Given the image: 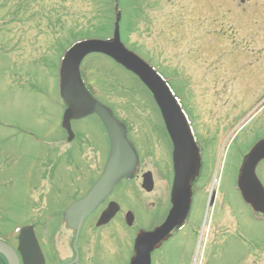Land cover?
Masks as SVG:
<instances>
[{
  "label": "rangeland",
  "instance_id": "rangeland-1",
  "mask_svg": "<svg viewBox=\"0 0 264 264\" xmlns=\"http://www.w3.org/2000/svg\"><path fill=\"white\" fill-rule=\"evenodd\" d=\"M241 6L234 8L233 0H0V236L32 225L43 246L70 259L74 233L65 211L92 189L109 153L97 115L71 112L72 141L63 127L71 110L60 84L61 60L78 42L118 39L158 74L186 123L206 120L218 128L246 117V127L252 121L262 126L264 102L256 115H246L264 95V0ZM81 72L107 109L138 127L136 146L166 151L158 160L165 167L172 146L148 122L164 132L149 89L104 55L87 56ZM245 128L211 154L218 201L211 207L202 197L188 225L152 252L151 264H264V222L236 190L242 162L236 150ZM138 190L125 181L113 193L122 210L135 215V228L121 216L102 234L85 224L86 263L94 247L99 264H132L135 232L156 227L158 214L145 215Z\"/></svg>",
  "mask_w": 264,
  "mask_h": 264
},
{
  "label": "flooded vegetation",
  "instance_id": "flooded-vegetation-1",
  "mask_svg": "<svg viewBox=\"0 0 264 264\" xmlns=\"http://www.w3.org/2000/svg\"><path fill=\"white\" fill-rule=\"evenodd\" d=\"M244 3H245V0H233L234 8H238L241 10L245 8V7L242 8L241 6V5H244ZM90 92L95 97L94 92H92V90H90ZM263 102H264V95L254 107L248 110V112L250 113L246 116H249L251 113H255L254 115H256V113H258L256 112V110H258L259 106ZM110 109L112 110L113 108L111 107ZM113 110H112L113 116L116 119H118L119 122L125 123L127 119L120 117L118 113L115 110L114 112ZM258 111H260V109ZM160 114L162 117L161 111H160ZM245 120H246V117L236 122H232L226 126L221 125L218 128L215 124H209L206 120L197 121V122L187 121L188 123L185 125H186L187 137L190 140L188 143V147H187L189 156L183 163H181V178L177 181L178 179L176 177L177 168L175 165V154H174L175 147H174V143L171 140V137L169 135V132L167 130L163 117H162V121H163L162 127H163L164 132H161L159 130L155 121L149 120L148 122H151V125L155 127V132L157 133V135L162 136L163 144H166L164 135L167 137V139L171 143L172 148H170L169 150H171L172 154L168 156L169 158L165 156L167 158V163H168L166 164L165 167L161 166L158 160L162 159L161 155L163 154V151L164 153H166V151L165 150L162 151L160 147L154 148V150L151 151V150L146 149L147 145L136 146L135 142L132 140V132H135L138 129V127L135 126L134 128L133 125L129 123L130 119H128V123H125V126H124L125 130L124 128L123 130L124 132H126V136H127V139L130 145L135 150L136 154L139 156V166L135 171L137 172L138 170V175H136L129 181L133 182L134 184L138 185V187L141 188L143 176L147 173H150L151 178H152V184H153L152 192L145 193L144 195L140 194V204L142 205L144 209L145 208L151 209V210H155L158 212V214L154 215L155 218L153 217L152 219L154 224L158 222L160 223L161 221L165 222L166 219L169 217L170 213L177 206V203L175 204L172 201L173 193L175 194V192L179 198H180V195H184V198H185V195L188 197V203H187L188 206H187V210L185 211V213L186 212L188 213L187 214L188 218H190L197 203L201 201L203 202L202 197H206L205 200L208 199L209 204L212 203V199L215 193V190L213 189V182H214L216 171L214 173L212 169V166H215V161L212 160L211 154L213 151L217 152V147L219 145L223 146V144H225V141L228 138L229 139L232 138L234 136L233 133L235 131L237 130L241 131L243 128H245L247 125L245 123ZM98 121L100 122V120ZM73 122L71 123V129H72V132H74L76 136L75 127L73 125L74 124ZM100 123L103 126L104 131H105L106 129L103 123L102 122ZM251 123H253V121ZM251 123L244 129V131H246V139L243 142L242 149L237 148L236 150V155H238L242 161L238 169V176L241 173V169L244 165V162L247 156L251 153V151L256 147L257 144L264 141V124H261L262 126H260V124L251 125ZM225 134H227L226 138L221 142L219 138L224 136ZM108 151H109L108 153V158H109V155L111 152L110 139H109V150ZM185 152H186V145H184V153ZM108 158H107V161H108ZM145 158H147L148 160H151L152 165H148L147 164L148 162ZM154 160H156V164ZM107 161L104 160L101 167H98V169L100 168L99 171H97V173H100L99 177L101 176V174L106 172L107 165H108ZM144 162H147V163H144ZM134 164L135 163L132 164V166L130 167V170L133 168ZM207 170H208L207 182L204 183L203 174L205 175ZM256 175L264 187V183H263L264 161H261L257 164ZM211 179L213 180V182L211 181ZM90 190L91 189L87 190L88 192L86 191L87 193L84 194V196L81 197L80 199L84 198L89 193ZM113 193L114 192H112L111 195L101 205H99V207H97L95 211H93L92 215H90V217L83 224L81 232H80L79 240L77 241V244H76L77 248L74 247L75 246V232H72L74 233V240L72 237V247H71L72 253L68 261L64 260V257H62L61 252L57 248H55L53 251L52 248H49L46 246L41 247L44 258H45V264H99L100 259H101V257H99V254L101 255V253H100V250H97L94 247L89 248L91 260L88 263H86V245L84 244L85 240L83 242L84 234L86 233L85 228L87 227L85 224L89 223L91 232L99 234V232L102 231L100 233L102 234L104 233L105 229L111 226V224L114 222V220L118 216H121L122 220H124V222L126 223V215L128 214L127 212L129 211H123L121 208L120 212L111 221V223L101 228L96 227V224L98 220L100 219L101 215L104 213V211L108 208V206L111 203L115 202L113 200ZM146 196L152 197L153 200H150L149 198L146 199ZM80 199H78V201ZM216 201H218V194H216L215 203ZM185 213L181 214V224L182 223L184 224L185 222L182 219L183 214ZM254 214L258 221L264 222V215H261L255 212ZM183 224L181 225V227L183 226ZM7 238L8 236L5 238H1V241L8 243L6 242L8 240ZM12 247L17 252L16 246H12ZM95 251H96V254H95ZM0 264H9L8 259L2 254H0Z\"/></svg>",
  "mask_w": 264,
  "mask_h": 264
},
{
  "label": "water",
  "instance_id": "water-1",
  "mask_svg": "<svg viewBox=\"0 0 264 264\" xmlns=\"http://www.w3.org/2000/svg\"><path fill=\"white\" fill-rule=\"evenodd\" d=\"M92 53L109 55L141 77L143 82L154 94L162 110L170 135L177 148V165L181 167V156L184 150L183 144L188 143V140L186 138L184 122L178 106L171 94L160 82L159 78L141 60L123 50L119 41H116L114 44L94 41L85 42L75 46L68 52L62 65L61 82L70 103L76 105L80 110L87 108L99 109V105L95 103L85 91L79 73L81 61ZM104 114L103 118L110 130L114 151L109 170L97 189L83 203L74 205L68 212L70 225L76 230L79 229L84 217L89 215V212L94 209L97 203L109 191L110 177L123 173L132 161L131 152L122 139V131L118 129L119 131L115 133V128L119 126H115V121L107 115V112ZM69 115L70 114H67L66 116L67 120ZM261 160H264V142L258 144L246 159L239 177L238 185L244 200L250 204L256 212L264 214V189L255 175V167ZM179 174H181V171H179ZM149 183V180L145 179L143 187L147 191H150ZM183 211L184 208L181 209L180 201L177 209L172 213L164 228L146 237L140 243L139 256L135 264H150V252L153 247L173 230ZM112 216L113 214L109 215L105 213L100 224H106ZM131 222L132 219L130 220V223ZM19 251L25 264H44L32 227L27 226L21 230L19 236ZM0 252L9 257L10 264H17L15 255L9 247L0 243Z\"/></svg>",
  "mask_w": 264,
  "mask_h": 264
}]
</instances>
